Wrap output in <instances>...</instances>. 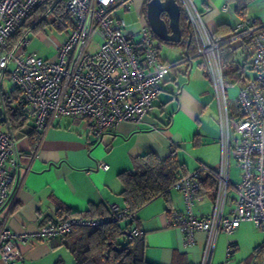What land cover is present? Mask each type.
Instances as JSON below:
<instances>
[{"label": "built area", "instance_id": "2783aa9c", "mask_svg": "<svg viewBox=\"0 0 264 264\" xmlns=\"http://www.w3.org/2000/svg\"><path fill=\"white\" fill-rule=\"evenodd\" d=\"M47 1L50 4L40 19L62 1L72 22L66 38L56 46L54 59L27 51L34 25L18 33L32 12ZM176 1L187 17L196 47L193 56L200 59L211 86L220 151L215 168L200 164L172 184L171 188L182 194L184 210H173L168 224L182 233L185 246L193 243L196 232H204L200 264H210L219 233L232 234L246 221L264 236V23L242 18L227 36L217 39L194 0ZM132 2L0 0V215L11 206L22 182L20 151L9 125L6 92L2 89L6 76L11 90L17 92L14 102L32 119L41 137L55 119L73 117L86 122L93 137L99 140L105 131L122 122L142 123L152 111L170 65L159 58L155 38L142 15L138 13L134 25L116 16L119 9L129 11ZM229 9L228 3L222 5V11ZM135 26L137 29L132 31ZM233 41L252 51L250 65L254 71L252 78L237 85L235 111L229 104L221 60V46ZM232 163L239 170L236 179L231 178ZM97 168L105 170L108 165L98 161ZM202 174L212 176L216 187L211 213L197 216L193 207ZM108 207V216L61 217L30 234L14 233L1 221L0 259L4 264H15L20 257L18 244L25 241L64 237L75 228L97 227L108 220L136 219L135 212L127 206ZM140 232L138 227L132 228L127 239Z\"/></svg>", "mask_w": 264, "mask_h": 264}, {"label": "crops", "instance_id": "0c3cea01", "mask_svg": "<svg viewBox=\"0 0 264 264\" xmlns=\"http://www.w3.org/2000/svg\"><path fill=\"white\" fill-rule=\"evenodd\" d=\"M146 2L133 0L130 8L145 21ZM194 3L217 39L227 36L242 19L235 12L234 4L227 0H194ZM225 3L233 8L232 12L222 11ZM155 43L159 58L170 66L154 107L142 123L122 122L105 131L99 140L93 137L86 122L73 117L55 119L43 137L29 117L13 132L20 151L22 182L13 203L0 215V222L12 232L33 233L43 224L67 217L60 215L62 211L84 217H105L109 204L125 207L119 174L134 171L136 161L145 153L164 159L175 152L187 172L200 164L209 166L218 162L216 106L200 59L194 56L181 59L183 47L176 43L157 39ZM161 44L171 47L165 55ZM227 46L221 49V54L231 50L230 65L238 69L240 77L228 85L242 84L254 76L250 65L252 51L237 41ZM170 52L175 56L169 57ZM247 68L252 72L250 75ZM98 161L105 162L108 168H97ZM213 197L214 187L205 182L196 195L195 215L210 214ZM173 210L183 211L184 201L182 194L171 188L166 197L157 196L137 210L136 221L129 229H140L145 242L144 256L150 263L200 264L206 234L196 232L193 243L185 246L182 233L168 224ZM126 222L131 221H120ZM63 241V237H53L19 243L20 257L15 264H74ZM263 262V233L246 221L232 234H218L209 260L210 264ZM0 264H4L1 259Z\"/></svg>", "mask_w": 264, "mask_h": 264}, {"label": "trees", "instance_id": "16d2710c", "mask_svg": "<svg viewBox=\"0 0 264 264\" xmlns=\"http://www.w3.org/2000/svg\"><path fill=\"white\" fill-rule=\"evenodd\" d=\"M227 1L234 4L235 12L239 17L245 18L248 0ZM48 4H50V1L35 9L25 20L23 28L18 33L31 25H34L31 31H35L49 23L53 24L58 31L65 30L67 32L72 22L70 14L62 1H58L50 13L40 19ZM180 10L179 24L182 38L176 44L183 47V56L181 58L183 59L187 56H193L196 47L187 17L182 8ZM153 37L157 39L154 35ZM227 45L228 43L222 45L221 49L224 47L227 49ZM231 58V50L223 55L221 54L226 85L229 82H235V78L236 80L240 78L237 74L239 72L238 69H233L230 65ZM16 97L17 92L14 89L4 94L7 118L13 132L20 129L28 119L14 102ZM186 173L188 172L184 164L180 162L175 152L164 159H159L151 153H145L136 161L134 171H126L119 174V179L123 184L120 195L124 204L136 214L137 210L157 196L166 197L172 184ZM205 182H209L215 191L216 180L212 176L202 174L200 178L201 186ZM104 212H107V216L110 215L108 208ZM60 215L71 216L76 215V213L62 211ZM135 221L136 219L121 224L115 220H108L97 227L75 228L71 233L63 237V244L73 256L74 264H153L145 259V242L141 233L132 239H127V235L131 230L129 229L130 224Z\"/></svg>", "mask_w": 264, "mask_h": 264}, {"label": "rangeland", "instance_id": "374dc122", "mask_svg": "<svg viewBox=\"0 0 264 264\" xmlns=\"http://www.w3.org/2000/svg\"><path fill=\"white\" fill-rule=\"evenodd\" d=\"M232 9L233 8L230 7L228 13L232 12ZM246 15L249 19H256L259 22L264 23V0H248L246 5ZM116 16L124 18L129 24H133V25L137 22L138 19L137 14L133 11V9H130L129 11H124L122 9H119L116 11ZM136 29L137 27H134L132 31H135ZM125 33H128V31H125ZM66 35L67 32L65 30L58 31L51 23L43 25V27L35 31L29 32V36H28L29 44L27 47V51L28 52L36 51L40 56L46 59L47 58L54 59L56 57V52H57L56 46L60 45L64 41ZM168 49H171V47L165 44H161V50L163 55H165L166 51L168 52ZM174 56L175 54L173 52L169 53V57L172 58ZM246 72L247 75H250L252 73L250 68H247ZM2 89L5 92H9L12 89V84L8 81L7 76L4 78L2 82ZM227 89H228L227 95H228L231 111H235L236 110L235 99L238 94V86L231 84L228 85ZM217 165L218 162L209 166L215 168ZM238 172H239L238 167L234 163H232L231 172H230L231 178L235 179ZM121 241H122V237H121Z\"/></svg>", "mask_w": 264, "mask_h": 264}, {"label": "water", "instance_id": "95a60500", "mask_svg": "<svg viewBox=\"0 0 264 264\" xmlns=\"http://www.w3.org/2000/svg\"><path fill=\"white\" fill-rule=\"evenodd\" d=\"M180 13V6L176 0H147L145 4L147 24L153 35L162 42L179 43L181 41ZM0 122H2L1 116Z\"/></svg>", "mask_w": 264, "mask_h": 264}]
</instances>
